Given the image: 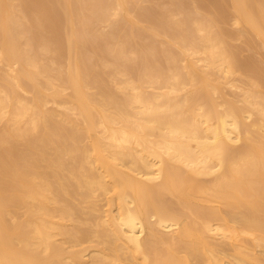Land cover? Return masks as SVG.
I'll return each mask as SVG.
<instances>
[{
  "label": "bare ground",
  "instance_id": "6f19581e",
  "mask_svg": "<svg viewBox=\"0 0 264 264\" xmlns=\"http://www.w3.org/2000/svg\"><path fill=\"white\" fill-rule=\"evenodd\" d=\"M125 1L0 0V264H264V0Z\"/></svg>",
  "mask_w": 264,
  "mask_h": 264
},
{
  "label": "rangeland",
  "instance_id": "374dc122",
  "mask_svg": "<svg viewBox=\"0 0 264 264\" xmlns=\"http://www.w3.org/2000/svg\"><path fill=\"white\" fill-rule=\"evenodd\" d=\"M124 1H125V0H124ZM128 1H129V0H126V1H125V5H126V2L128 3ZM134 1H135V2H134ZM166 1H168V0H131V1H130V2H131V3H130L131 5L129 4V6H130V7L132 6L133 8H129L128 5H127V8H129V9H126V10H127V11H130V9H132L131 11L134 10V11L132 12V13H133L132 15L135 14V17H136V18H135V17H132L131 13L129 14L131 17L129 16V18H131V19H134V18H135V20H137V19L139 20V17L141 18V17H143L142 15H144V14H142V13H147V12H148V13L145 14V16L147 15V17H148L149 15H151V14L154 15L155 12H156V14H157V16H158V14L161 12V11H160L161 8H162V9L167 8L169 5H170L169 7H171V4H172V3H173L172 6H174V4L176 3L175 1H178V0H169V2H171V4L168 2L169 5L167 4ZM133 2H134V3H133ZM182 2H183V3H182ZM188 2H189V4H188ZM132 3H133V4H132ZM181 3H182V5H181ZM178 4H179V6H180V5L183 6V7H181V8H183L184 10L181 9L180 7H179V9H181L182 11H187V10L189 9V8H187V6L190 7V5L193 4V3H192V1H190V0H189V1H188V0H179V2H177V4H175V5H178ZM185 4H187V5L184 6ZM191 6H192V5H191ZM125 7H126V6H125ZM184 7H186L187 9L184 8ZM162 9H161V10H162ZM136 10H137V11H136ZM139 10H140V11H139ZM141 10H142V12H141ZM131 11H130V12H131ZM135 11H136V12H135ZM151 11H152V12H151ZM153 11H155V12L153 13ZM139 12H140L142 15H140ZM158 12H159V13H158ZM136 14H137L138 17L136 16ZM156 14H155V15H156ZM139 15H140V16H139ZM147 17H146V18H147ZM231 27H232V25H231ZM103 28H104V27H103ZM105 28L107 29L108 26L105 27ZM232 28H233V27H232ZM145 39H146V38H145ZM145 39H144V40H145ZM169 39H170V38H169ZM169 39H168L167 36H166V37H165V36L158 37V41H159V43H160L159 45H161V47H164V46L166 47L167 44H168V42H169ZM148 41H149V40H148ZM148 41H147V42H148ZM235 41H236V42H235ZM145 42H146V40H145ZM233 42H234V44L236 43L235 45L241 46V47H243V48H244V46L246 47L245 49L239 47V48L241 49V51H242L241 54H243L242 57L244 56L243 58H246V57H248V55L251 54V52H250L251 50L249 49V47L247 48V45H246L244 39H238V41H237V39H234ZM238 43H239V44H238ZM242 43H244V45H243ZM163 44H165V45H163ZM246 49H247V50H246ZM248 50H249V51H248ZM243 51H244L245 53H244ZM248 52H249L250 54H248ZM261 52H262V53H261ZM258 53H259V52H258ZM258 53H256V57H257V58L264 56V51H263V50L260 51V53H261V54L259 53L260 56H257ZM254 54H255V53H254ZM261 55H262V56H261ZM243 78L245 79V76H244ZM104 202H105V200H102V201H101L102 204H104ZM215 205L218 206L219 204H215Z\"/></svg>",
  "mask_w": 264,
  "mask_h": 264
}]
</instances>
